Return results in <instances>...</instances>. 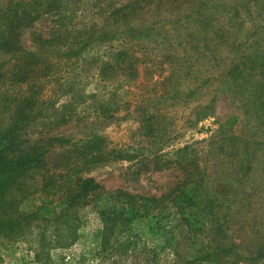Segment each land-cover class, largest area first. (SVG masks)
<instances>
[{
  "label": "rangeland",
  "instance_id": "1",
  "mask_svg": "<svg viewBox=\"0 0 264 264\" xmlns=\"http://www.w3.org/2000/svg\"><path fill=\"white\" fill-rule=\"evenodd\" d=\"M22 15L29 16L16 22ZM57 18L69 21L72 14L66 6L49 0H0V34L10 37L6 46L0 43V129L12 121L16 101H33L36 118L26 126L22 138L25 146L41 154V166L28 173V192L20 196L18 208L30 212L48 203L78 177L93 178L106 193L95 205L78 212L72 235L61 239L68 244L52 241L41 246L42 230L45 239H55L49 234L53 227L42 222L31 223L22 237L7 240L0 235V264H184L206 242L200 231L205 219L200 208L210 204L214 212L219 198L231 197L236 191V183L220 174L206 179L201 188L183 186L186 169L195 171L196 165L201 169L211 161L219 167L231 143L224 135L235 137L234 141L252 137L239 113L241 102L225 100L220 94L225 86L219 79L206 85L197 99H187L186 87L191 82L186 75L179 79L176 96L161 95L159 73L146 75L143 65L137 81L116 88V111L99 112L96 104L103 100L104 91L94 78L79 86L82 101L78 104L76 87L72 86L74 95L63 93L55 82L57 74L46 75L44 61L22 54L35 49L33 37L45 38ZM81 20L78 17L73 22ZM15 33L17 43L11 45ZM240 43L234 37L227 48L234 51ZM168 49L169 45L156 43L152 48L157 52L156 61L161 62ZM184 54L179 55L186 57ZM176 64L185 70L188 66L186 61ZM206 69L201 66L195 74L198 78L213 74ZM153 111L161 114L157 118L160 131L150 136L141 120ZM254 131L258 132L256 127ZM193 203L200 205L199 210ZM181 204L185 217L191 215L190 225L176 214ZM101 211L110 217L109 222L101 218ZM106 225L109 242L102 246Z\"/></svg>",
  "mask_w": 264,
  "mask_h": 264
},
{
  "label": "trees",
  "instance_id": "2",
  "mask_svg": "<svg viewBox=\"0 0 264 264\" xmlns=\"http://www.w3.org/2000/svg\"><path fill=\"white\" fill-rule=\"evenodd\" d=\"M49 1L66 6L72 18L69 21L57 18L56 26L45 38L33 37L35 49L22 54L44 61L46 75L57 74L55 82L63 93L74 95L72 86L76 87L78 104L82 101L79 86L94 78L104 91L103 100L96 104L99 112L116 111L119 108L114 95L116 88L137 81L143 65L144 74L159 73L157 77L163 82L161 95L176 96L179 79L186 75L191 82L186 87L187 99H197L206 85L219 79L225 86L220 93L225 100L236 98L241 102L239 113L252 137H238L234 141L235 137L224 135L232 144L228 145L230 149L219 167L211 161L201 169L196 165L195 171L186 169L183 186L201 188L206 179L220 174L236 183V191L231 197L219 198L214 212L210 204L200 208L205 214L200 231L205 233L206 242L183 263L264 264V0ZM27 16L18 17L16 22ZM78 17L82 20L73 22ZM4 34H0V43L6 46L10 37ZM234 37H239L241 43L230 51L227 44ZM14 38L11 45L17 43L16 33ZM156 43L169 45L170 50L161 56V62L156 61L157 52L152 51ZM179 50L186 57L177 54ZM180 61L188 63L186 70L177 66ZM201 66L213 74L198 78L195 73ZM166 82L168 85L163 86ZM33 104L25 98L16 101L12 121L0 129V235L7 240L22 237V232L32 227L31 223L42 222L53 227V233L49 234L55 239H45L48 237L42 230L41 246L52 241L68 244L61 241L72 235L78 212L95 205L106 192L93 178L78 177L48 203L30 212L18 208L20 196L28 192L25 183L28 173L41 166V154L34 147L25 146L26 140L22 138L26 126L36 118ZM158 117L159 111L142 117V127L150 136L160 131ZM230 118L236 120L235 115ZM255 127L258 132H253ZM193 205L199 210L200 205ZM176 214L190 225L191 215L185 217L182 204L176 207ZM214 214L217 217L213 218ZM100 216L109 222L110 217L104 211ZM107 231L110 228L106 225L102 246L109 242Z\"/></svg>",
  "mask_w": 264,
  "mask_h": 264
}]
</instances>
